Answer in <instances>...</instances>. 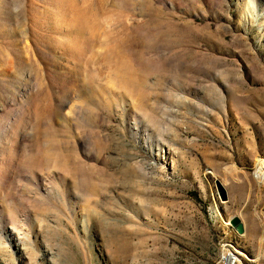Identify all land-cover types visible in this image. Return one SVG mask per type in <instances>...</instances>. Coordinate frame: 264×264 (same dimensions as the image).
Instances as JSON below:
<instances>
[{"label": "rangeland", "instance_id": "obj_1", "mask_svg": "<svg viewBox=\"0 0 264 264\" xmlns=\"http://www.w3.org/2000/svg\"><path fill=\"white\" fill-rule=\"evenodd\" d=\"M222 256L264 264V0H0V264Z\"/></svg>", "mask_w": 264, "mask_h": 264}, {"label": "water", "instance_id": "obj_2", "mask_svg": "<svg viewBox=\"0 0 264 264\" xmlns=\"http://www.w3.org/2000/svg\"><path fill=\"white\" fill-rule=\"evenodd\" d=\"M232 224L234 227H236L238 234H243L244 228L238 220H234Z\"/></svg>", "mask_w": 264, "mask_h": 264}, {"label": "bare ground", "instance_id": "obj_3", "mask_svg": "<svg viewBox=\"0 0 264 264\" xmlns=\"http://www.w3.org/2000/svg\"><path fill=\"white\" fill-rule=\"evenodd\" d=\"M228 258H229L228 256L226 258L224 256L223 257V262H225L226 264H236V262H234L236 260H234L232 257L230 259H228Z\"/></svg>", "mask_w": 264, "mask_h": 264}, {"label": "built area", "instance_id": "obj_4", "mask_svg": "<svg viewBox=\"0 0 264 264\" xmlns=\"http://www.w3.org/2000/svg\"><path fill=\"white\" fill-rule=\"evenodd\" d=\"M221 264H226L225 262H223V256L221 257Z\"/></svg>", "mask_w": 264, "mask_h": 264}]
</instances>
